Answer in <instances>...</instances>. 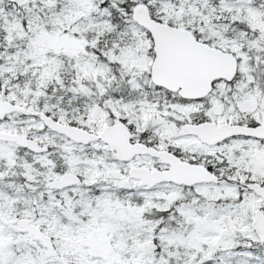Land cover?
Wrapping results in <instances>:
<instances>
[{"label": "snow or ice", "instance_id": "6c2138e0", "mask_svg": "<svg viewBox=\"0 0 264 264\" xmlns=\"http://www.w3.org/2000/svg\"><path fill=\"white\" fill-rule=\"evenodd\" d=\"M0 264H264V0H0Z\"/></svg>", "mask_w": 264, "mask_h": 264}]
</instances>
